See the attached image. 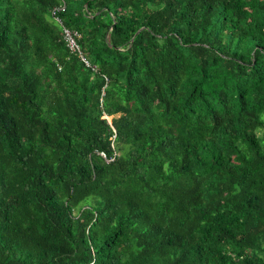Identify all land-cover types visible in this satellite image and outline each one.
<instances>
[{
    "label": "trees",
    "instance_id": "16d2710c",
    "mask_svg": "<svg viewBox=\"0 0 264 264\" xmlns=\"http://www.w3.org/2000/svg\"><path fill=\"white\" fill-rule=\"evenodd\" d=\"M263 116L264 0H0V264H264Z\"/></svg>",
    "mask_w": 264,
    "mask_h": 264
},
{
    "label": "built area",
    "instance_id": "2783aa9c",
    "mask_svg": "<svg viewBox=\"0 0 264 264\" xmlns=\"http://www.w3.org/2000/svg\"><path fill=\"white\" fill-rule=\"evenodd\" d=\"M66 33H67L68 43H69L70 47H71L72 49H75V47H76V43H75L73 37L70 35V33H68V32H66ZM99 154H100V156H102L105 160H107L108 163H109L110 161H113V159H108V157H107V155L105 154V152H100Z\"/></svg>",
    "mask_w": 264,
    "mask_h": 264
},
{
    "label": "clouds",
    "instance_id": "9594fccd",
    "mask_svg": "<svg viewBox=\"0 0 264 264\" xmlns=\"http://www.w3.org/2000/svg\"><path fill=\"white\" fill-rule=\"evenodd\" d=\"M66 32H68V33H70L68 30H65V37H66V41H67V44H68V47L71 49V50H75V49H77V45H76V47H75V49H72L71 47H70V45H69V43H68V38H67V33ZM71 35V34H70ZM72 36V35H71ZM73 37V36H72Z\"/></svg>",
    "mask_w": 264,
    "mask_h": 264
},
{
    "label": "rangeland",
    "instance_id": "374dc122",
    "mask_svg": "<svg viewBox=\"0 0 264 264\" xmlns=\"http://www.w3.org/2000/svg\"><path fill=\"white\" fill-rule=\"evenodd\" d=\"M263 119H264V116H263ZM108 120H109V122H111L112 118L110 117V118H108Z\"/></svg>",
    "mask_w": 264,
    "mask_h": 264
}]
</instances>
